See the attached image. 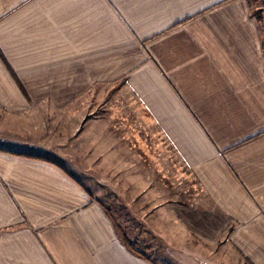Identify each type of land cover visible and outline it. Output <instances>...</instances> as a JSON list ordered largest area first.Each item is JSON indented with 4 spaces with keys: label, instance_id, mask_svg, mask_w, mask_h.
I'll use <instances>...</instances> for the list:
<instances>
[{
    "label": "crops",
    "instance_id": "1",
    "mask_svg": "<svg viewBox=\"0 0 264 264\" xmlns=\"http://www.w3.org/2000/svg\"><path fill=\"white\" fill-rule=\"evenodd\" d=\"M111 84L135 93L204 190L171 206L182 229L210 243L226 235L264 264V38L249 0H0L8 111L30 99L69 115ZM117 226L58 164L0 151V264H155Z\"/></svg>",
    "mask_w": 264,
    "mask_h": 264
},
{
    "label": "rangeland",
    "instance_id": "2",
    "mask_svg": "<svg viewBox=\"0 0 264 264\" xmlns=\"http://www.w3.org/2000/svg\"><path fill=\"white\" fill-rule=\"evenodd\" d=\"M28 101V110L8 111L0 103V149L42 156L79 179L153 263L247 264L226 235L207 242L171 215L172 205L193 206L204 199V190L127 85L97 86L89 98L69 106V115H57L53 102ZM125 172L142 179L137 188L123 180Z\"/></svg>",
    "mask_w": 264,
    "mask_h": 264
},
{
    "label": "trees",
    "instance_id": "3",
    "mask_svg": "<svg viewBox=\"0 0 264 264\" xmlns=\"http://www.w3.org/2000/svg\"><path fill=\"white\" fill-rule=\"evenodd\" d=\"M249 5L251 7V14L252 17L256 20V22L259 24V27L262 31L263 34V38H264V0H249ZM13 74V76L16 78L14 72H11ZM1 152H7V153H11V154H15V155H20V156H26V157H35V158H39V159H45L42 156H32L29 154H22V153H16V152H11V151H7V150H3L0 149ZM117 230L119 232V236L122 240V242L124 243V245L133 253L143 257L144 259L149 260V258L140 251L138 244L131 242L129 239H127V237L125 235H122L120 232V228L117 226ZM245 259V262L247 264H252L251 261L249 259Z\"/></svg>",
    "mask_w": 264,
    "mask_h": 264
}]
</instances>
